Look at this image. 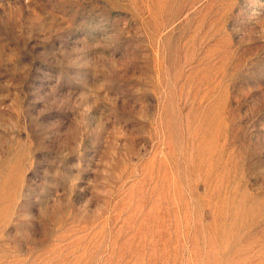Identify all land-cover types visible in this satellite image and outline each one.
Wrapping results in <instances>:
<instances>
[{"label":"rangeland","instance_id":"374dc122","mask_svg":"<svg viewBox=\"0 0 264 264\" xmlns=\"http://www.w3.org/2000/svg\"><path fill=\"white\" fill-rule=\"evenodd\" d=\"M0 264H264V0H0Z\"/></svg>","mask_w":264,"mask_h":264}]
</instances>
